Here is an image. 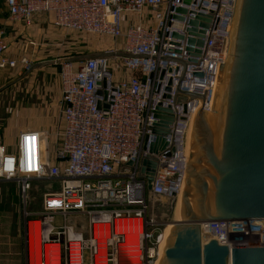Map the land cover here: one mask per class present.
Returning a JSON list of instances; mask_svg holds the SVG:
<instances>
[{
	"label": "built area",
	"instance_id": "1",
	"mask_svg": "<svg viewBox=\"0 0 264 264\" xmlns=\"http://www.w3.org/2000/svg\"><path fill=\"white\" fill-rule=\"evenodd\" d=\"M4 2L8 20L25 30L44 15L62 33L112 43L105 56L61 64L59 122L52 132L27 129L10 151L0 146V181L16 184L23 207L25 264H157L168 233L151 202L176 199L182 190L189 123L200 109L211 110L236 0ZM126 16L134 21L124 25ZM197 16L208 19L207 28L197 27L202 47L188 44L199 39L188 32ZM28 45L40 46L29 40L12 58L0 35V77L19 66L24 73L32 69ZM158 107L173 119L165 146L151 153ZM144 159L156 164L150 190L140 172ZM34 181L56 190L44 192L40 210L28 211Z\"/></svg>",
	"mask_w": 264,
	"mask_h": 264
},
{
	"label": "water",
	"instance_id": "2",
	"mask_svg": "<svg viewBox=\"0 0 264 264\" xmlns=\"http://www.w3.org/2000/svg\"><path fill=\"white\" fill-rule=\"evenodd\" d=\"M204 22L203 16L190 22L189 34L199 39L188 38L189 45L202 47L197 27L207 28ZM97 56L105 54L83 60ZM221 71L211 103L215 113L200 109L189 123L177 206L186 221L171 227L159 264H264V220L204 222L264 219V0H236ZM156 110L151 153L165 146L173 119L163 114L170 111ZM155 168L153 160H142L148 190Z\"/></svg>",
	"mask_w": 264,
	"mask_h": 264
},
{
	"label": "rangeland",
	"instance_id": "3",
	"mask_svg": "<svg viewBox=\"0 0 264 264\" xmlns=\"http://www.w3.org/2000/svg\"><path fill=\"white\" fill-rule=\"evenodd\" d=\"M9 23L11 22L8 20L5 2L0 0V27L2 30L9 28L7 35L12 33V37L9 35L5 40L9 46L10 57L19 56L29 40L36 41L40 46L34 49L28 45L33 54L31 58L33 67L30 70L32 74L29 79H21L13 84L15 79L23 76L15 74V71H20L18 68L5 71L1 77L2 80L9 82L0 89V144L4 145L7 151L13 148L18 132L27 128L48 127L49 132H52L58 125L60 98L58 75L63 63L57 62L71 59L69 62L77 66L84 57L102 54L103 50L112 44L105 37L62 33L49 24L40 33L33 27L21 35L20 29ZM108 66L109 70H113L112 60ZM49 187L44 181L32 183L28 193V211L41 209L44 192L56 190L55 186ZM151 205L153 215L165 227L186 221H176V199L157 198ZM22 234L23 207L16 187L11 182L0 181V264L26 263L27 254Z\"/></svg>",
	"mask_w": 264,
	"mask_h": 264
},
{
	"label": "crops",
	"instance_id": "4",
	"mask_svg": "<svg viewBox=\"0 0 264 264\" xmlns=\"http://www.w3.org/2000/svg\"><path fill=\"white\" fill-rule=\"evenodd\" d=\"M134 20L131 18V17H128V16H126V17H124V25H128V24H131L132 22H133ZM47 23H50L48 20H47V18H46V16H44V15H38V16H36L35 18H34V24H33V27H35V28H37V31H38V33H40L42 30H44L45 29V27L47 26ZM9 24H11V25H14L16 28H19L20 29V31H19V33L21 34V35H23L24 33H25V29L21 26V25H19V24H12V23H9ZM32 27V28H33ZM8 30H9V28H5V29H3L2 30V28L0 27V35H1V37H4V39L5 40H7L8 39V37H9V35H10V37H12V33L11 34H9V35H7V32H8ZM11 32H12V30H11ZM15 34H16V32H15ZM25 37V36H24ZM28 38V37H27ZM31 48V47H30ZM28 49V47H27V52L29 53V54H31V52L32 51H30L31 49ZM17 69V68H16ZM18 69H20L19 67H18ZM14 70V69H13ZM33 71V70H32ZM15 74H17V76H21V74H23V76H22V78L20 77V78H18L17 80L15 79L12 83L13 84H15L17 81H19V80H25V79H29L30 77H31V74H32V72H23L21 69H20V71L18 70L17 72L15 71ZM2 77V76H1ZM1 77H0V89H3V87L4 86H6L9 82H7L6 80H2L1 79ZM11 83V82H10ZM60 88V87H59ZM28 129V128H27ZM26 129V130H27ZM31 130H39V131H47V132H49V127L48 128H41V129H31ZM22 131H25V130H22ZM22 131H20V132H22ZM20 132H18V134L20 133ZM17 134V135H18ZM0 146H4V145H1L0 144ZM5 147V146H4ZM9 183V182H8ZM12 184H14V183H12ZM15 185V187H16V191H17V193H18V189H17V186H16V184H14Z\"/></svg>",
	"mask_w": 264,
	"mask_h": 264
},
{
	"label": "bare ground",
	"instance_id": "5",
	"mask_svg": "<svg viewBox=\"0 0 264 264\" xmlns=\"http://www.w3.org/2000/svg\"><path fill=\"white\" fill-rule=\"evenodd\" d=\"M222 72H223V71H221L220 74H222ZM220 76H221V75H220ZM220 80H221V77H219V80H218V83H217V84H221V83H220ZM208 113H215V111H214V110H210V112H208ZM180 194H181V192H180V193L178 194V196L176 197V213H175V214H176V221H181V220L178 218V210H177L178 200H179ZM178 219H179V220H178ZM171 227H172V225H170V224L167 226L166 231H167L168 235H169V232H170ZM31 242H32V236H31ZM165 244H166V242L164 243L163 250H164ZM30 252H31V253L33 252V246H32L31 244H30ZM162 253H163V251H162L161 254H160V259H161ZM160 259H159V261L157 262V264H159Z\"/></svg>",
	"mask_w": 264,
	"mask_h": 264
}]
</instances>
